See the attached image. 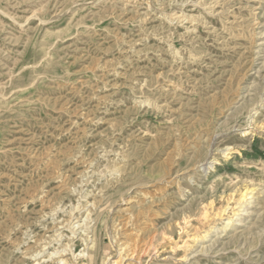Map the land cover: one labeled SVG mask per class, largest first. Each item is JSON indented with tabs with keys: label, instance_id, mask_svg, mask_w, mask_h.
I'll list each match as a JSON object with an SVG mask.
<instances>
[{
	"label": "rangeland",
	"instance_id": "rangeland-1",
	"mask_svg": "<svg viewBox=\"0 0 264 264\" xmlns=\"http://www.w3.org/2000/svg\"><path fill=\"white\" fill-rule=\"evenodd\" d=\"M63 260L264 264V0H0V264Z\"/></svg>",
	"mask_w": 264,
	"mask_h": 264
},
{
	"label": "bare ground",
	"instance_id": "bare-ground-1",
	"mask_svg": "<svg viewBox=\"0 0 264 264\" xmlns=\"http://www.w3.org/2000/svg\"><path fill=\"white\" fill-rule=\"evenodd\" d=\"M247 196H248V193L247 192H245L243 195H242V200H244L245 201V199L247 198ZM84 222V221H83ZM54 240V239H53ZM89 240V239H88ZM124 249H122V251H123ZM70 253H72V252H70ZM54 254V253H53ZM57 255V254H56ZM132 255V254H131ZM123 262V261H122ZM63 263H65V264H69L68 263V261L67 260H63ZM83 263V262H82ZM116 263V262H115Z\"/></svg>",
	"mask_w": 264,
	"mask_h": 264
}]
</instances>
